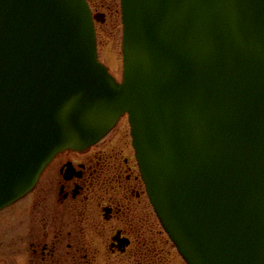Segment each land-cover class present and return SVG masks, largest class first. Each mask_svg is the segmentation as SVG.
<instances>
[{"label":"water","instance_id":"1","mask_svg":"<svg viewBox=\"0 0 264 264\" xmlns=\"http://www.w3.org/2000/svg\"><path fill=\"white\" fill-rule=\"evenodd\" d=\"M123 80L86 0H0V209L128 113L188 264H264V0H122Z\"/></svg>","mask_w":264,"mask_h":264},{"label":"flooded vegetation","instance_id":"2","mask_svg":"<svg viewBox=\"0 0 264 264\" xmlns=\"http://www.w3.org/2000/svg\"><path fill=\"white\" fill-rule=\"evenodd\" d=\"M129 146L136 174L133 188L126 183L128 158L121 157V151L105 150L104 142L83 151L64 150L50 161L28 193L27 204L12 210V264H20L21 258L23 264L164 262L156 234L171 241L148 200L131 141ZM100 165H113L115 170L104 172ZM137 186L156 218L159 229L153 234L147 230V209L139 202Z\"/></svg>","mask_w":264,"mask_h":264},{"label":"rangeland","instance_id":"3","mask_svg":"<svg viewBox=\"0 0 264 264\" xmlns=\"http://www.w3.org/2000/svg\"><path fill=\"white\" fill-rule=\"evenodd\" d=\"M93 14H101L95 20V34L97 53L100 61L104 63L109 71L118 81L122 79L123 62H122V23H121V8L120 0H88ZM102 18V19H101ZM131 141L129 135V125L126 116H122L113 130L107 134L101 141L106 145L105 150L120 152L121 157L128 158L130 165V179L126 180V183L133 188L136 186L134 180L135 171L132 169L131 163V148L129 142ZM97 142V144L99 143ZM93 146H96L94 144ZM90 147V146H89ZM119 160L122 162V158ZM105 158L100 159L103 162ZM110 161V159H108ZM118 167V166H117ZM101 171L110 172L115 170V166L100 165ZM119 168V167H118ZM140 194L139 202L142 206H146V225L148 232L155 233L158 231V224L156 218L153 216L152 211L149 208L148 200L146 201L141 191V186H137ZM136 189V188H134ZM138 200V199H134ZM28 202V194L12 203L11 205L2 208L0 210V264H12L10 260L11 253V236L14 233L13 227V213L12 210L17 205H26ZM12 213V214H11ZM159 239V245L163 251L164 262L162 264H185L183 260L176 255L171 243H167L165 235L156 234ZM148 238L151 235L148 233ZM155 237V236H154ZM156 238V237H155ZM161 242V244H160ZM163 261V258H162Z\"/></svg>","mask_w":264,"mask_h":264},{"label":"clouds","instance_id":"4","mask_svg":"<svg viewBox=\"0 0 264 264\" xmlns=\"http://www.w3.org/2000/svg\"><path fill=\"white\" fill-rule=\"evenodd\" d=\"M23 259H24V258H21V260H20V264H23Z\"/></svg>","mask_w":264,"mask_h":264}]
</instances>
